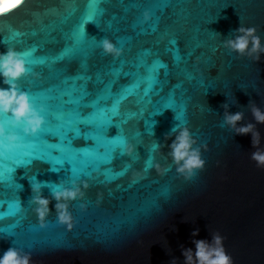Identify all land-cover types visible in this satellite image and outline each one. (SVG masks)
<instances>
[{"label": "water", "instance_id": "obj_1", "mask_svg": "<svg viewBox=\"0 0 264 264\" xmlns=\"http://www.w3.org/2000/svg\"><path fill=\"white\" fill-rule=\"evenodd\" d=\"M99 7L103 16L85 25L89 39L66 52L73 27L85 13V0H24L0 18V34L7 40L6 45L0 36V54L8 47L15 49L9 36L13 29L26 34L25 46H38L35 56L46 57L48 62L33 65L25 79L28 87L46 89L45 95L55 97L53 113H91L97 107L110 106L129 86H147L153 81L156 92L165 98L175 91L186 105V113L181 115L177 108L159 113L163 105H154L143 118L144 124L138 127L142 117H137L123 128L127 143L139 155L130 165L125 155L108 166L109 175L130 168L122 178L110 183L88 182L85 199L71 205V232L56 222V201L48 187L42 193L51 200V214L47 227H39L29 204L28 178L35 175L49 184L67 181L69 164L57 166L59 171L54 172L51 165L37 163L26 170L27 175L23 167L17 168L11 175L21 189L8 181L6 168L7 196L19 199L23 212L20 227L0 235V257L16 247L31 251L33 264H171L173 258L183 264L181 246L195 251L191 233L199 229L195 239L210 242L215 232L225 237L224 247L234 264H264V170L250 159L255 151L251 136L235 135L222 126L224 103L233 114L244 112L241 126L255 124L248 110L250 102L264 109V56L255 63L222 45L240 26H255L264 43V0H170L167 7L165 0H103ZM104 38L122 49L119 59L102 55L97 41ZM0 87H6L2 78ZM64 92L79 103L64 109L60 99ZM137 103L136 96L125 100L121 111L128 113ZM175 114L181 116L179 121ZM102 119L90 117L98 123ZM179 122H186L182 126L190 129L198 145L208 147L202 152L205 170L189 181L177 176L174 165L165 175L155 170L157 162L163 166L172 163L164 157L174 136L167 141L165 137ZM256 127L264 147V125ZM117 134L118 129L110 127L108 136ZM73 143L96 153L91 140L80 138ZM155 143L163 146V157L159 151L153 153ZM100 152L106 154L107 148L101 147ZM149 155L154 157L153 167L145 170ZM95 175L103 179L99 172ZM81 204L87 208L82 209Z\"/></svg>", "mask_w": 264, "mask_h": 264}, {"label": "clouds", "instance_id": "obj_2", "mask_svg": "<svg viewBox=\"0 0 264 264\" xmlns=\"http://www.w3.org/2000/svg\"><path fill=\"white\" fill-rule=\"evenodd\" d=\"M24 0H0V15H4L13 9L20 7ZM149 18L145 13V20ZM94 39V38H93ZM98 47L101 49L102 55L111 56L114 60L118 59L123 53L108 38L97 41ZM222 45L230 53L236 54L240 58H248L255 63L260 62L264 56V43L258 34L255 26H240L234 30L231 36L223 40ZM29 74L28 66L23 59V54L17 52L13 48H8L6 53L0 54V78L3 85L0 87V116L7 117V122H0V141H7L9 145L16 144L20 137L9 129L20 128L25 136H33L39 133L45 124L42 115L43 109L38 110L32 103L29 94L20 87V81ZM223 125L227 126L235 135L251 136L252 147L255 149L250 153V159L255 163L256 167L264 170V147L261 146L262 137L257 130L256 125H264V109L258 107L254 101L248 105L254 123L242 125L244 121V112L238 111L235 114L230 112V105L224 103ZM186 122H179L172 128L171 133L165 137V140L172 139L170 148L165 159L171 160V164L167 166L155 163V170L160 175L167 174L172 166H175V172L178 177H183L185 181L191 180L198 172H203L206 168V161L202 158V152L208 151L207 145H198V141L193 138V133L187 126H182ZM161 145L155 143L154 150L159 151L161 156ZM125 155L132 157L136 152V147L130 143L122 145ZM31 182V199L29 204L32 211L37 217L39 227H47L48 217L51 214L49 205L51 200L45 198L42 189L50 188L52 198L56 201L55 212L56 222L71 232L74 228V218L70 211L71 205L80 200L83 201L90 188L87 181H61L57 184H49L41 182L36 177ZM137 182L135 176L132 180ZM70 185V186H69ZM82 209H86V204H81ZM192 248H184L181 246L182 255L184 257L183 264H234L230 255H228L223 237L219 232L212 233L211 241L203 239H195L199 236V229L191 233ZM0 264H33L31 251L25 252L23 249L10 247L0 257ZM171 264H178L173 258Z\"/></svg>", "mask_w": 264, "mask_h": 264}, {"label": "snow or ice", "instance_id": "obj_3", "mask_svg": "<svg viewBox=\"0 0 264 264\" xmlns=\"http://www.w3.org/2000/svg\"><path fill=\"white\" fill-rule=\"evenodd\" d=\"M102 2L103 0H85V13L73 27L71 42L66 52L72 50L73 46L78 47L89 39L86 35L85 25L89 22L94 23L96 16H103V10L99 7ZM168 3H170V0H165L166 7ZM4 15H0V18H3ZM24 35L26 34L21 33L17 29H13L9 33L12 42L16 44L15 50L23 54V59L28 66L29 73H31L33 65H45L48 60L46 57L35 56V53L38 51L37 45L27 44L25 46V42L23 41ZM0 36H3V43L7 45L6 37L3 34H0ZM63 58L64 56L61 55L60 59L62 60ZM52 60L53 63L56 62V58H52ZM120 62L123 63L122 60ZM88 79L90 80L91 77ZM21 81L23 83H20V87L21 89H25L29 94L33 105L38 110L43 109L42 115L45 119V124L39 133L33 136H25L20 128L9 129L20 137L19 141L14 145H9L7 141H0V235L14 233L19 228L21 225L20 216L23 212L20 200L7 196V192L10 189L6 190L5 188L6 168L8 181L13 184L14 180L11 174L15 173L17 168L23 167L27 175L26 170L37 163L51 165L50 170L54 172L59 171L57 166L63 168L65 163L69 164L71 166V175L67 181L79 182L83 180L89 182L96 179L100 183H110L115 179L122 178L130 170V168H125L119 171H112L111 175L108 172V166L114 162L117 156H125L122 148V145L127 143L126 137L122 132L125 126L136 120L137 117H142L138 127L141 125V122L144 124L143 118L149 116V110L153 109L154 105H163V109L159 113L166 109L172 110L173 108L179 109L181 115L186 113V105L176 95V92H171L165 98L160 92H156L154 81L147 86H142L140 83L129 86L125 94L118 97L110 106L97 107L91 113L86 114L79 111L73 113L70 110H61L53 113L51 101L55 97L45 95L46 89L28 87L29 82L25 78ZM134 96L138 99L135 109L128 113H123L121 107L124 101ZM84 98L82 96L80 99ZM60 99L64 105V109H68L69 105L79 103V101L73 100L68 92L62 93ZM86 106L91 107V105ZM92 116H102L103 119L98 123L96 120H90ZM175 119L179 121L181 116L175 114ZM0 122L6 123L7 117L0 116ZM148 122L152 123L150 120ZM82 125L90 131H83ZM112 126L118 129V134L110 138L108 131ZM144 128L146 130L147 125H144ZM93 136L97 139H93ZM80 138L91 140L96 153H93V148L83 149L75 147L73 141ZM98 141L99 147H97ZM154 145H152L153 153L155 151ZM101 147L107 148L106 154L100 152ZM138 155L136 151L132 157H129L128 164L130 165L132 160ZM153 159V155L148 156L145 170L153 167ZM97 172L103 177L102 180L95 175ZM35 177V175L28 176L30 181ZM14 186L20 189L22 187L15 184ZM6 219L10 220L8 224L4 223Z\"/></svg>", "mask_w": 264, "mask_h": 264}]
</instances>
